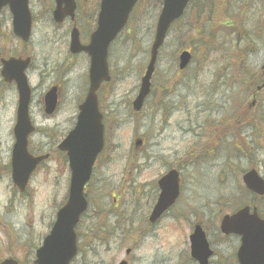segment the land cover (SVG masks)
<instances>
[{
  "label": "rangeland",
  "instance_id": "1",
  "mask_svg": "<svg viewBox=\"0 0 264 264\" xmlns=\"http://www.w3.org/2000/svg\"><path fill=\"white\" fill-rule=\"evenodd\" d=\"M98 2L87 0L80 6L77 28L86 20L81 43L95 28ZM50 6V0L29 2L34 63L41 69L49 64L44 47L68 41L70 29L68 24L52 25ZM160 8L159 0H141L130 24L109 47L110 82L100 95L105 149L85 189L88 205L75 229L78 255L70 264H118L128 247L132 264H194L189 261L188 235L196 222L202 224L215 252L211 264H235L238 238L222 237L218 226L224 215L251 200L242 174L253 166L264 178V89L249 109L251 95L262 81L264 1H190L166 36L152 80L154 91L136 116L130 104L147 62ZM182 51H188L192 60L178 72L177 57ZM80 58L86 71L88 59L82 55L75 62ZM82 69L73 70L70 82L60 91L58 111L49 118L42 116L36 92L46 88L49 75L34 80L46 85H37L32 95L37 133L28 150L34 156L47 154L48 161L32 177L24 197L13 193L7 173L0 169V259L32 264L41 236L48 234L56 211L66 201L70 173L56 146L74 126L78 101L86 89L82 78L77 80ZM13 111L14 106L0 110V142L2 134L7 135L0 147V166L8 161ZM52 125V131L43 129ZM239 136L248 143L245 153L235 150ZM216 139L215 147L207 145ZM136 141L142 144L135 146ZM169 170L179 173L180 201L152 227L147 218L159 193L155 183ZM254 203L264 218V198ZM6 227L13 231L7 228L5 234Z\"/></svg>",
  "mask_w": 264,
  "mask_h": 264
},
{
  "label": "water",
  "instance_id": "2",
  "mask_svg": "<svg viewBox=\"0 0 264 264\" xmlns=\"http://www.w3.org/2000/svg\"><path fill=\"white\" fill-rule=\"evenodd\" d=\"M57 6L70 3L72 0H55ZM138 0H101L97 17V29L90 38V45L77 47L76 37H72L71 52H85L90 58V88L86 101L80 106V113L75 129L59 147L64 151L70 170V184L66 205L56 215V221L49 236L44 240L42 248L36 254L35 264H68L75 254L73 228L79 216L86 208L83 198V186L88 181L92 165L102 149L101 116L97 111L95 91L102 81H107L106 51L126 24L129 13ZM189 0H162V8L157 20L154 41L150 50L149 62L141 79V85L133 111L140 110L144 98L149 93L150 79L154 71L157 51L163 43L170 25L179 19ZM8 6L12 15L13 31L18 36L27 37L30 19L26 0H0V9ZM55 13V20H58ZM61 16V13H60ZM25 37V38H26ZM75 50V51H72ZM189 62V56L182 54L179 69L182 70ZM264 71V66L262 68ZM27 99L20 100L17 126L14 131L15 145L12 151L11 171L14 185L22 192L30 174L44 159L32 158L26 152V138L31 132L25 108ZM53 107V104H52ZM246 187L257 196H264V182L254 172L243 177ZM161 190L157 205L150 218L154 222L177 197V176L170 172L159 182ZM222 234H234L240 237V246L236 253L238 264H264V221L260 220L253 209L244 208L232 216H225L220 225ZM191 259L198 264H207L211 252L199 227H195L190 237ZM2 264H14L5 261Z\"/></svg>",
  "mask_w": 264,
  "mask_h": 264
},
{
  "label": "flooded vegetation",
  "instance_id": "3",
  "mask_svg": "<svg viewBox=\"0 0 264 264\" xmlns=\"http://www.w3.org/2000/svg\"><path fill=\"white\" fill-rule=\"evenodd\" d=\"M262 1H264V0H262ZM78 2L76 1V11H75L76 17L81 12L80 11V6L86 4L87 3V0H81V1H78ZM70 23L68 24L66 22V20H64V22L62 24H60V25H55L53 23H52V25L55 28H61L64 25L68 24V28H69V26L72 25ZM85 23H86V20H83V25H85ZM89 35L90 34H86V37H84V40H88ZM63 44L65 45V48L68 47V41H65ZM22 54L23 55H26V56H29V55L30 56H33L34 53H33V43H32V41H28L27 43H21V42H18V41H14V42L13 41H10V40H8V38H5L4 39L3 44H2V49L0 50V57L1 56H7V57L15 56V57H20ZM55 57L60 59V64L58 65V69H57V71L55 73L54 82L51 83V84H49L45 88V91H47L49 88H51L52 85H55L58 89H62L61 87H63V85H64V83H63L64 82V78L71 73V69L74 67L75 60H76L75 59L76 56H70V55L69 56L66 55L65 56V59H64L61 56L59 50L55 54ZM0 61H1V58H0ZM1 69H2V67L0 65V73H1ZM35 71H36V69L32 65H30L29 68H28V73L34 74ZM260 77L262 78V75H260ZM31 78L32 77H30V79ZM67 82L68 81H65V84ZM29 83H30V85H32V82L31 81H29ZM45 83L46 82H40V83H37V85H39V84L45 85ZM36 86L34 88L32 87L33 91H35ZM41 88H43V87H39L36 92L40 93L41 92L40 91ZM256 94H257V92L254 91L252 93L251 97L254 99L255 96H256ZM16 104H17V99H16V93H15L14 86L12 84H5L1 80V78H0V107L3 108V109H6L7 107L14 106V109H16ZM13 112L16 114V110H14ZM41 113L43 115V110L42 109H41ZM11 136H12V134H11ZM34 157H37V156H34ZM165 215L166 214L162 215L154 224H151L149 222V217H148V225H150L152 227L155 226L159 221L162 220V218ZM127 256H129V255H127ZM131 257L132 256H129L128 259L125 261L126 264H132Z\"/></svg>",
  "mask_w": 264,
  "mask_h": 264
},
{
  "label": "bare ground",
  "instance_id": "4",
  "mask_svg": "<svg viewBox=\"0 0 264 264\" xmlns=\"http://www.w3.org/2000/svg\"><path fill=\"white\" fill-rule=\"evenodd\" d=\"M5 138H6V134H2V136H1V142H2V145L3 146H4Z\"/></svg>",
  "mask_w": 264,
  "mask_h": 264
},
{
  "label": "trees",
  "instance_id": "5",
  "mask_svg": "<svg viewBox=\"0 0 264 264\" xmlns=\"http://www.w3.org/2000/svg\"><path fill=\"white\" fill-rule=\"evenodd\" d=\"M256 199V198H255ZM256 206H258L257 204H256Z\"/></svg>",
  "mask_w": 264,
  "mask_h": 264
}]
</instances>
